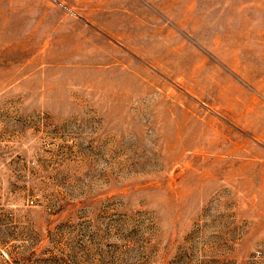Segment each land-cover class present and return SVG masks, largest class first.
I'll use <instances>...</instances> for the list:
<instances>
[{"label":"rangeland","instance_id":"374dc122","mask_svg":"<svg viewBox=\"0 0 264 264\" xmlns=\"http://www.w3.org/2000/svg\"><path fill=\"white\" fill-rule=\"evenodd\" d=\"M0 264H264V0H0Z\"/></svg>","mask_w":264,"mask_h":264}]
</instances>
